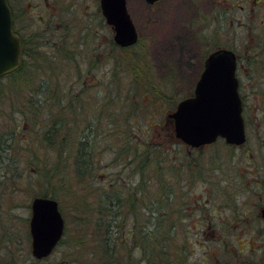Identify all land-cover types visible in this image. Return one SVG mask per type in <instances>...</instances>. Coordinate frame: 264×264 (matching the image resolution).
<instances>
[{"label": "rangeland", "instance_id": "obj_1", "mask_svg": "<svg viewBox=\"0 0 264 264\" xmlns=\"http://www.w3.org/2000/svg\"><path fill=\"white\" fill-rule=\"evenodd\" d=\"M232 1L160 0L150 4L145 0H127L140 37L131 52L143 60L144 70L149 69V81L143 82L136 79L145 77L144 74L119 62L120 47L109 45L110 40L115 44L114 32L105 20V24L99 20V0L59 1L60 9L70 7V2L75 6L69 18L75 24L69 30L71 39L74 43L81 41L78 34L88 31L85 42L91 44L86 61L90 65L89 73L75 82L79 86L84 78L87 83L86 87H80L85 91L78 97L81 102L78 120L101 117L99 128L103 135L114 130V126L107 122L116 120L120 127L128 130L129 141L135 138L141 146L142 142L152 147L158 144L165 151V158L158 164L160 167L150 164L140 173L133 170L135 161L132 168L128 164L116 165L110 148L119 143L118 137L101 140L97 145L103 148L93 155L98 161L93 188H87V179H76L66 156L59 159L55 151L50 153L39 143L35 146L34 139L28 147L30 156L23 153L21 147L31 138L30 122L26 119L29 111H25L29 92L23 90V96L12 90L0 94V166L9 171L5 176L7 180L0 182V256L4 253L5 259L19 264H32L29 263L32 260L35 264H147L140 258L142 252L132 246V241L142 240L141 235H146L151 242L156 232L161 234L164 231L169 237L165 250L169 264H182V261L185 264H264V224L257 216L259 207L264 204L261 190L264 177V95H246L247 146L250 149L246 146L232 150L223 142L195 149L182 147L173 140L167 144L168 133L173 130L167 113L181 98L191 94L204 56L211 49L227 47L237 40L242 43L259 41L264 49V0H256L262 6L259 9L255 6L254 10L251 0H234L243 5V11H235L232 23L225 14L228 17L225 25L218 30L213 27L215 32L201 23H193L201 13L207 24L213 4L217 2L218 8L224 10L227 2ZM238 17L249 27H238ZM22 21L26 22V19L22 18ZM27 21L31 29L38 30L37 26H40L45 40L43 45H50L46 38L58 32L56 16L36 15L28 17ZM229 24L231 28H228ZM108 71L112 77L108 81L119 80L123 84L119 87L120 95H116L117 88L108 83ZM255 73L263 79L264 65H258ZM143 85L148 89H143ZM135 103L136 107L140 103L137 110L133 106ZM6 133L12 138H7ZM6 143L10 149L6 148ZM115 166H120L119 170ZM51 170H55L51 182L39 185ZM114 177L118 182L117 192L112 187ZM3 186H7L6 191ZM42 190L54 194L65 227L63 239L51 254L36 261L31 254L28 223L30 201ZM113 192L119 198L120 208L115 205L111 208L113 206L108 204L109 210L118 212L116 219L110 220L119 226L117 231L110 227L113 232L108 234L107 230L106 234L105 222L95 223L96 219L91 217L95 210L90 206L99 200L98 196H110ZM128 192H135L138 198V214H134L133 220L135 228L143 226L142 233L131 234L127 228L132 216L125 208L128 205L123 206L121 196ZM167 192H171L169 197ZM176 193L180 199L174 195ZM172 210H179L181 215L175 217L172 214L170 220L168 212ZM108 224L106 222L107 227ZM115 234L118 239L113 238ZM105 237L109 248L106 253L104 244L101 247L100 242L95 241Z\"/></svg>", "mask_w": 264, "mask_h": 264}, {"label": "trees", "instance_id": "obj_2", "mask_svg": "<svg viewBox=\"0 0 264 264\" xmlns=\"http://www.w3.org/2000/svg\"><path fill=\"white\" fill-rule=\"evenodd\" d=\"M60 10L59 15L56 16L59 22L55 25L58 32H56L57 34L48 35V38H46V41L50 43L48 46L43 45L45 40L43 41L44 35L40 30V26H37L39 28L38 30L36 28H28L26 33H21L16 29L15 32L20 37L22 44L20 65L14 71L0 77V94H6L7 91L12 90L15 92L18 91V96H23V90L29 92L28 100L25 102V111H29L28 113L26 112V119L30 122L31 138L28 142L27 140H23V142H27V144L21 147V150H23L24 154L30 156L28 147L34 143V139L35 146L39 143L40 146L43 145V147L47 151H50V153L55 151V154L59 159H64V156H66L67 159L70 160L68 164H71V170L73 169L76 179L78 181L87 179V188L93 184V179L96 175L95 170L98 161L93 159V155L97 150L100 152L103 148L98 147L97 144L100 143L101 140H105L109 137H118L119 143L110 148L113 151L114 160L117 161L116 165L119 163H122L123 165L128 164L132 168V162L135 161V167L133 170L142 173L144 168L150 164L154 166L161 164L165 158V151L162 149V146L154 144L152 147L151 144L148 145L144 142L141 143V146L139 141L134 140L135 138L129 141L127 139L128 130L120 127L116 120L113 122H107L114 126V130L105 134L106 136L102 134L103 130L99 128L101 117L95 116L94 118L89 119L83 117L78 120L81 107V102L78 100V97H80L82 92L85 91V89H80V87H86L87 83L84 78L79 86L73 83L83 74L89 73L90 65L87 64L86 61L89 58L91 44L90 41L88 43L85 42L88 31H81L78 34L81 41H75L74 43V40L71 39V35L69 34V30L71 31L72 27H75V24H72L69 20L73 12L68 6L61 8ZM98 10L99 20L105 24L101 11L99 8ZM211 12L207 24L204 23V17L201 13L198 18L194 19L196 21L193 22L192 20L191 23H201V26L210 29ZM210 31L212 32L211 29ZM94 40L96 43L97 39L94 38ZM139 40L140 37H138V40L134 44L120 47L118 60L119 62H124L129 69L136 73L144 74L145 77L136 79V81H149L147 76L149 69L144 70L143 60L138 58L135 53L131 52ZM109 45H111V47H118V45H116V43L114 44L112 40H110ZM110 74L111 72H109L106 77L107 81L112 79ZM73 75L76 77L73 78ZM108 83L110 86L117 88L115 89L117 92L116 95H120L119 87L123 84H120L119 80L108 81ZM143 89H148V86L143 85ZM136 104L137 103L133 105L135 110L140 106V103H138L137 107ZM31 111H33L32 114H34L33 118ZM45 115L47 117H45ZM41 116L43 118H41ZM108 116L110 117V114H108ZM6 134L8 135V133ZM168 136L172 137L174 135L168 133ZM7 138L11 139V134H9ZM135 143L137 145H135ZM20 146L22 145L20 144ZM6 148L10 149L9 143H6ZM45 165L47 167L46 163ZM158 166L160 167V165ZM118 167L120 168V166ZM119 168L116 167V170H119ZM111 174L114 175L115 173ZM54 175L55 170H51L50 173L47 172V179L39 185H46V182H51ZM117 184V178L114 177L112 180L114 192H117ZM114 192L112 193L114 196H98L99 200L96 203H94L95 201L92 202L90 206L92 210H95V212L92 211L91 213V217L96 219L95 223L100 224L99 222L101 221L105 222L104 227L106 234L110 227L117 231L119 226L118 224H112L110 220H115V216L118 215V212H112L109 210L108 204H111L112 206L115 205L117 209L120 208L119 198L118 196H115ZM170 193L167 192L168 197ZM126 194H124V197L121 196V198H123L121 199L123 200V206L126 204L128 205L127 200L138 201L135 192H128ZM36 195L54 196L52 192L45 190L39 191V193L34 196ZM174 195L177 199H180V196L177 193ZM115 206L111 208H115ZM125 208L127 211H130L129 214L132 216L127 223L129 232L131 234L142 233L143 226L135 228L133 220L134 214H136L134 213L135 210L133 211L127 206ZM159 220L162 219L159 218ZM106 222L109 223L108 227ZM141 237L146 240L134 239L132 241V246L140 250L143 254L140 258L146 260L147 264L170 263L168 262L165 253L169 237L164 231L161 234L156 232L151 242L149 239L145 238L146 235H141ZM113 238L118 239L116 234ZM95 241L100 242L101 247H103V244L106 243V237L103 239L96 238ZM136 243H138V245ZM149 248L151 249L150 251ZM33 262L36 263L33 260L29 263Z\"/></svg>", "mask_w": 264, "mask_h": 264}, {"label": "water", "instance_id": "obj_3", "mask_svg": "<svg viewBox=\"0 0 264 264\" xmlns=\"http://www.w3.org/2000/svg\"><path fill=\"white\" fill-rule=\"evenodd\" d=\"M126 2L99 0L105 22L114 32L113 40L122 47L135 43L138 36ZM20 59L21 40L13 30L10 7L7 0H0V77L15 70ZM234 71L235 55L228 48H217L205 57L193 93L179 100L168 113L178 139L192 147L212 143L218 136L228 143L244 142L242 106ZM28 226L32 256L46 257L63 235L64 218L58 201L51 196H34L30 201Z\"/></svg>", "mask_w": 264, "mask_h": 264}, {"label": "flooded vegetation", "instance_id": "obj_4", "mask_svg": "<svg viewBox=\"0 0 264 264\" xmlns=\"http://www.w3.org/2000/svg\"><path fill=\"white\" fill-rule=\"evenodd\" d=\"M34 1H39V2L32 3L30 0H7L8 5H9L10 10H11L12 18H13V29H14V31H16V29H17L21 33L22 32L26 33L27 29L31 28L29 25H27V22H28L27 18L28 17H32V16H36V15L37 16L40 15L42 17H54V16L59 15V13L61 11L60 5H59L60 0H34ZM240 1H242V0H240ZM247 1L249 2V0H247ZM251 1L253 2V5H254V6H252L253 10H254L255 6H257L256 7L257 9H259L262 6V3H258L256 0H251ZM68 5L71 7V10L73 12L75 9L74 8L75 6L72 5L71 2ZM213 5H214V7H211L213 9L211 12V30H212V32H215L216 29L218 30L219 27H223V24L225 25L226 19L228 17L230 18V23H232V21H234L233 17H234L235 11H239V10L243 11V9H244L243 5L238 4V2H235L234 0L231 3L227 2L225 9L223 8L224 10L218 8L219 4L217 2H216V4H213ZM250 9H251V7H250ZM34 10H38V12H33ZM77 11H79L81 13L80 9H78ZM225 14H227L228 17H226ZM22 18H23V20L26 19V22L22 21ZM41 21H43L45 23V20L41 19ZM237 22H238V24H237L238 27H242V28H248L249 27V26H246L244 24V20L241 19L240 17H238ZM213 27H215L216 29H214ZM231 27L232 26L229 24L228 28H231ZM260 45L261 44H259V41H257V42L251 41L250 42V40L249 41L247 40V42L242 43V42H238V40H237V42H234V43H232L226 47L229 50H231L235 55V71H234V74H235L236 81H237V92H238V95L241 99L242 116H243V121H244L246 140L242 144L235 145V144L227 143L225 141V139L222 137H218L212 144L223 142L226 146H228V148H230L232 150L233 149H240V148L244 149L247 146V141H248L249 136H248V131H247L248 119L245 116V112L248 108V102L246 99V95H248V96L250 95L252 97L264 95V78L263 79L259 78V75H257L255 73L258 69V65L260 67L264 65L262 63V61L264 60V57L262 56V54L264 53V49H263V45L262 46H260ZM220 47H224V46H220ZM198 77L199 76H197V78ZM197 78L194 81L192 89H194V85L196 83ZM73 84H75V82ZM171 125L173 128L172 120H171ZM171 134H173V130H172ZM170 141H172L173 143L177 142L182 147L183 146L187 147L186 144L182 143L180 140L175 138V136L169 137V139L167 140V144ZM247 148L250 149V146H247ZM1 168H2V170H1ZM121 169H123L122 166H121ZM8 172L9 171L5 167H3V165L0 166V182L7 180V178H5V176ZM261 184L263 187V188L261 187V190L263 193V201H264V177H263ZM90 187L93 188L92 185ZM6 188H7V186H3V191H6L5 190ZM263 209H264V204L259 207V210H258L259 212H258L257 216H258V218H260L259 219L260 223L264 224ZM179 210H180V208H179ZM179 210L178 211L172 210V211H170V213L168 212V218L170 219L172 214L175 217H178V215H181V212ZM179 224H180V219L177 222L178 226H179ZM4 256H5L4 253H3V255L0 256V264H10L11 262H14L15 264H19L16 261H13L10 259H5L7 256L6 257H4ZM185 263H186L185 261H182V264H185ZM32 264H35V263L33 262Z\"/></svg>", "mask_w": 264, "mask_h": 264}, {"label": "bare ground", "instance_id": "obj_5", "mask_svg": "<svg viewBox=\"0 0 264 264\" xmlns=\"http://www.w3.org/2000/svg\"><path fill=\"white\" fill-rule=\"evenodd\" d=\"M134 199H137V198H134ZM127 203H128V207L129 209L131 210H135V215H137L138 213L136 212V210H138V201H131V200H127ZM136 203V204H135ZM110 226V225H109ZM110 228L108 229V234H110ZM113 232V231H111ZM103 251L106 253L107 251H109V248L106 247V243L104 244V249Z\"/></svg>", "mask_w": 264, "mask_h": 264}]
</instances>
